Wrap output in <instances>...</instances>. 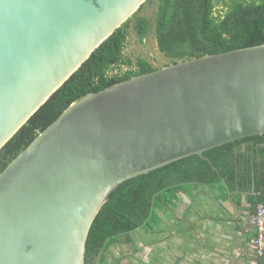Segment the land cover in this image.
<instances>
[{"label":"water","instance_id":"obj_1","mask_svg":"<svg viewBox=\"0 0 264 264\" xmlns=\"http://www.w3.org/2000/svg\"><path fill=\"white\" fill-rule=\"evenodd\" d=\"M146 1L0 0V150ZM262 134L264 44L88 93L0 173V264H85L120 184Z\"/></svg>","mask_w":264,"mask_h":264},{"label":"trees","instance_id":"obj_2","mask_svg":"<svg viewBox=\"0 0 264 264\" xmlns=\"http://www.w3.org/2000/svg\"><path fill=\"white\" fill-rule=\"evenodd\" d=\"M146 2L0 150V173L79 98L158 69L147 60L138 59L135 69L112 74L125 65H133L131 59L124 57L129 28H133L141 40L154 30L159 50L171 59L166 66L264 44V0H158L154 25L150 18L139 15ZM217 2H221L225 10L215 16ZM204 155L187 157L116 187L91 226L85 264H108L110 247L123 237L132 242L130 234L139 229L165 231L161 212L170 215L169 207H176L179 194L192 193L201 185L218 189L219 199L223 201L229 200V190L232 191L239 206L245 195L254 214L258 205L264 203L261 188L264 134L224 144Z\"/></svg>","mask_w":264,"mask_h":264},{"label":"crops","instance_id":"obj_3","mask_svg":"<svg viewBox=\"0 0 264 264\" xmlns=\"http://www.w3.org/2000/svg\"><path fill=\"white\" fill-rule=\"evenodd\" d=\"M261 181L264 195V175ZM208 189L201 185L192 193H181L192 199L183 210L181 227L168 239V264H264L254 247L253 212L246 196L240 206L235 202L236 209L230 199H219L218 189H209L212 195L202 198ZM207 197L213 200L215 212L203 201Z\"/></svg>","mask_w":264,"mask_h":264},{"label":"rangeland","instance_id":"obj_4","mask_svg":"<svg viewBox=\"0 0 264 264\" xmlns=\"http://www.w3.org/2000/svg\"><path fill=\"white\" fill-rule=\"evenodd\" d=\"M228 2V0H225ZM158 10V0H149L146 2L144 8L139 12V15L146 16L151 19V24L154 25L156 13ZM225 8L221 2H217L214 8V15H218V11L224 12ZM134 17V16H133ZM124 57L133 61L132 66H123L121 69H116L112 74L118 71L124 73L127 70L136 68L138 59H145L155 68H162L170 63L171 59L165 56L158 48L156 35L154 30L147 36L146 39L141 40L133 28H129V36L127 38ZM210 190L202 196L206 197ZM185 194V193H184ZM184 194H179L176 201V207H169L170 215L161 212L164 220L165 231L153 232L139 229L130 234L132 242H128L125 237L121 242L113 244L108 250L107 263L108 264H168L169 240L173 231H177L181 227V218L183 217L185 206L192 197H187ZM212 195V193L210 192ZM208 203L213 212L216 211V206L211 197L203 200ZM199 203V202H198ZM170 236V237H169Z\"/></svg>","mask_w":264,"mask_h":264},{"label":"built area","instance_id":"obj_5","mask_svg":"<svg viewBox=\"0 0 264 264\" xmlns=\"http://www.w3.org/2000/svg\"><path fill=\"white\" fill-rule=\"evenodd\" d=\"M251 223L256 232L255 250L258 256L264 257V203H260L256 212L251 215Z\"/></svg>","mask_w":264,"mask_h":264}]
</instances>
